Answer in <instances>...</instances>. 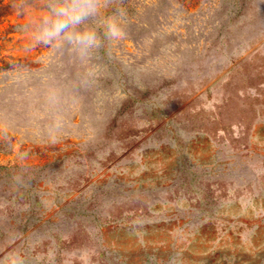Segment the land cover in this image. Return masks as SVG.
Masks as SVG:
<instances>
[{
	"label": "rangeland",
	"instance_id": "1",
	"mask_svg": "<svg viewBox=\"0 0 264 264\" xmlns=\"http://www.w3.org/2000/svg\"><path fill=\"white\" fill-rule=\"evenodd\" d=\"M121 6L82 56L0 0V264H264V0Z\"/></svg>",
	"mask_w": 264,
	"mask_h": 264
},
{
	"label": "clouds",
	"instance_id": "2",
	"mask_svg": "<svg viewBox=\"0 0 264 264\" xmlns=\"http://www.w3.org/2000/svg\"><path fill=\"white\" fill-rule=\"evenodd\" d=\"M113 0H46V11L33 26V39L44 45L66 44L82 56L99 48L103 41L118 43L127 37L126 9L116 8L111 14L104 10ZM98 21V28L89 25ZM50 92V104L57 101ZM54 128L59 122H54ZM55 143V137L52 138Z\"/></svg>",
	"mask_w": 264,
	"mask_h": 264
}]
</instances>
